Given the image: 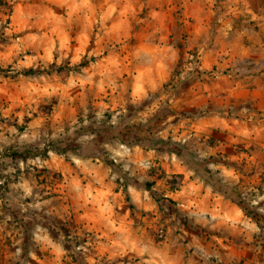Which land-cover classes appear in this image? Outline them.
<instances>
[{
    "label": "rangeland",
    "instance_id": "374dc122",
    "mask_svg": "<svg viewBox=\"0 0 264 264\" xmlns=\"http://www.w3.org/2000/svg\"><path fill=\"white\" fill-rule=\"evenodd\" d=\"M0 264H264V0H0Z\"/></svg>",
    "mask_w": 264,
    "mask_h": 264
},
{
    "label": "crops",
    "instance_id": "0c3cea01",
    "mask_svg": "<svg viewBox=\"0 0 264 264\" xmlns=\"http://www.w3.org/2000/svg\"><path fill=\"white\" fill-rule=\"evenodd\" d=\"M171 173H184L183 185L180 189L169 190V194L182 199L186 206L198 208L205 213L204 218L211 220L214 225L230 224L229 220H241L243 214L234 204H228L223 196L214 191L209 185H205L199 177H195L191 170L184 171L181 168Z\"/></svg>",
    "mask_w": 264,
    "mask_h": 264
},
{
    "label": "trees",
    "instance_id": "16d2710c",
    "mask_svg": "<svg viewBox=\"0 0 264 264\" xmlns=\"http://www.w3.org/2000/svg\"><path fill=\"white\" fill-rule=\"evenodd\" d=\"M85 128L88 129V126H85ZM85 128L83 127L82 130H85V131H86ZM90 131H92V130H90ZM119 135H121V133H118V135H117V136H114V137H116V138H121ZM121 139H122V138H121ZM49 149H55V148H52V146H46V147L44 148V151L46 152V151L49 150ZM30 151H31V150H29V149H27V150H25V151H12L9 155H10L13 159H20L21 161H25V160L31 155Z\"/></svg>",
    "mask_w": 264,
    "mask_h": 264
}]
</instances>
